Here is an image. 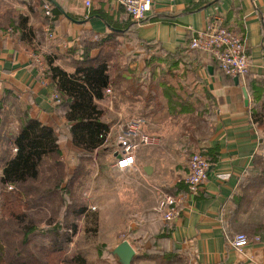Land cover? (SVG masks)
Returning a JSON list of instances; mask_svg holds the SVG:
<instances>
[{
	"label": "crops",
	"instance_id": "0c3cea01",
	"mask_svg": "<svg viewBox=\"0 0 264 264\" xmlns=\"http://www.w3.org/2000/svg\"><path fill=\"white\" fill-rule=\"evenodd\" d=\"M47 1L53 8L56 23L51 37L47 28L43 29L45 37L40 45L34 40L21 41L18 33L12 35L10 30H0V100L5 91H12L31 118L65 135V120L57 114L58 103L48 87L49 81L43 78L45 57H55V65L73 72L69 59L78 58L73 53L82 43H95L112 34L126 55L142 54L147 48H152L153 53L180 54L214 100L215 126L200 147L209 151V156L215 155L216 160L211 163L207 180L198 194L187 196L185 185L178 182L188 174V157L183 154L182 139L178 140L176 135L163 139L149 131L150 124L146 129L158 138L159 144L141 150L134 169L116 171L113 125L126 117L113 106L115 103L117 107L118 102L115 95L114 98L105 95L99 102L111 136L102 149L92 154L88 165L97 166L95 177L104 176L103 184L106 190H111L110 197L119 196L128 206V215L133 214L136 205L142 207L138 223H130L129 230L140 231L133 240L144 249L176 252L183 256L184 264H264V236L253 234L250 228V225H264V191L254 197L246 214L238 219L233 216L231 203L240 193L241 182L252 168L254 157L264 156V147L260 146L250 116L251 98L246 89L248 81L264 78V0H152L150 11L139 24L129 18L117 0ZM86 1H90L88 6ZM21 7V10L13 9L27 13ZM214 18L244 42L250 71L237 84L235 78L226 77L218 70L213 59L189 48L194 33L203 31ZM39 25L30 17L28 27L35 30ZM98 52L93 49L91 57H96ZM35 59L43 62V70ZM134 66L141 68V64ZM243 88L248 95V106L244 104ZM60 148L61 161L69 175L80 163L83 151L74 147L68 138L60 143ZM152 181L161 188L151 184ZM161 194L184 195L179 216L168 231L155 209ZM144 231L152 232L153 236L167 235L157 240L155 248H150L144 242ZM238 234H244L250 241L240 252L229 245Z\"/></svg>",
	"mask_w": 264,
	"mask_h": 264
},
{
	"label": "trees",
	"instance_id": "16d2710c",
	"mask_svg": "<svg viewBox=\"0 0 264 264\" xmlns=\"http://www.w3.org/2000/svg\"><path fill=\"white\" fill-rule=\"evenodd\" d=\"M13 1L24 6L27 13L13 8L0 11V30H10L12 35L18 33L21 41L34 40L40 45L45 37L43 29L51 32L55 26L53 8L47 0ZM44 5L49 6L48 15ZM30 17L40 24L35 30L28 27ZM121 48L113 34L95 43H82L73 53L78 58L69 59L73 72L55 65V57H45L43 78L59 100L56 111L65 120V135L31 118L12 91L4 92L0 100V264H91L81 254L68 258L65 252L70 242L67 231L75 234L77 230L69 215L78 219L86 211L76 204L73 185L92 154L104 147L103 137L109 130L99 105L106 89L120 96L129 92L127 99L132 103L145 102L152 124L158 125L166 117L186 118L180 133L185 154L196 149L210 163L215 162V155L209 156V151L200 147L215 126L214 100L196 71L180 54L153 53L147 48L142 54L126 55ZM93 49L99 50L94 58L90 54ZM141 63L143 68L132 67ZM146 70L147 78L143 77ZM188 77L191 80L187 81ZM246 89L251 98L250 116L264 147V78L248 81ZM162 99L165 105H159ZM9 117L16 129L13 135L3 133ZM66 138L83 151L71 175L61 161L60 143ZM5 142L15 153L1 147ZM263 191L264 156L257 155L241 182L240 193L231 202L233 216L238 219L246 214L254 197ZM250 228L253 234L264 236V225ZM133 239H128L135 251L131 264H184L183 256L176 252L142 249Z\"/></svg>",
	"mask_w": 264,
	"mask_h": 264
},
{
	"label": "built area",
	"instance_id": "2783aa9c",
	"mask_svg": "<svg viewBox=\"0 0 264 264\" xmlns=\"http://www.w3.org/2000/svg\"><path fill=\"white\" fill-rule=\"evenodd\" d=\"M126 14L135 23H141L151 9L152 0H117ZM90 1H86L88 6ZM46 14H49V6H43ZM51 37L52 33L49 32ZM190 50L197 51L215 61L218 70L226 77L244 79L249 75L250 62L246 54L243 40L224 27L218 18L210 21L203 31L194 33L190 44ZM40 70L44 69L43 62L35 59ZM106 95L114 98L110 89H106ZM54 100H59L54 95ZM148 121L142 117L123 121L118 119L113 129L115 131L114 141L117 145L115 163L113 167L118 172H126L135 168L137 154L146 148L159 144L156 136L145 131ZM111 136L110 129L104 135V146ZM211 163L207 156L199 151L193 152L188 158V174L178 181L185 185L186 194L189 197L196 196L207 180ZM11 188V187H10ZM184 195L161 194L156 211L161 215L165 227L170 229L171 224L179 216ZM249 239L244 234L236 235L229 241V245L237 251H242L249 244Z\"/></svg>",
	"mask_w": 264,
	"mask_h": 264
},
{
	"label": "rangeland",
	"instance_id": "374dc122",
	"mask_svg": "<svg viewBox=\"0 0 264 264\" xmlns=\"http://www.w3.org/2000/svg\"><path fill=\"white\" fill-rule=\"evenodd\" d=\"M13 7H16L19 10L22 8L21 5L12 0H0V9ZM141 66L142 68L144 67L142 63ZM145 72L146 73L143 74V77L145 76L147 78L148 72L147 70ZM164 78L166 79L167 77L164 76ZM189 79L191 80V78L188 77L187 81H189ZM168 81L173 84L175 83L173 79H169ZM147 83L148 82H146V84ZM129 94V92H126L121 96L118 92H114L113 94V96L115 95L118 100L116 104L117 107L115 106V103H113V106L117 108L119 112H122V114L124 113V116L128 118H125L126 120L124 119L123 121L142 117L148 121V124H150L151 130L149 131L151 133L159 135L163 139H166V137L170 138V136L173 137L175 135L176 137L178 136V140L180 139L182 126L187 121L186 118L166 117V119H162V122L158 124V129H155L154 126L156 125L152 124L147 115L149 114V109L146 107V103L143 101L137 103L130 102V100L127 99ZM159 105H165V100L162 99ZM11 121L12 120L9 117L8 121H6L7 123L4 127L3 133L8 135H13L16 133V129ZM145 131H147V129H145ZM205 141L206 139L202 141V143ZM1 147L3 149L8 148L11 154L15 153V149L11 148V146H8L6 142L3 143ZM115 149L118 150L117 145H115ZM196 151L197 150L194 149L189 155H186L185 153L183 154L189 158V156ZM110 153L113 155L114 150ZM176 155L177 157L180 156V152L176 153ZM89 167L90 166L88 163L84 166L81 173L82 175H80L81 177L79 176V179L74 183L72 188L76 204L85 207L86 211L83 216L78 219H76L73 215H69L68 220L74 221V223L77 224V230L75 234H72L71 230L67 231V233L70 235V242L66 244L65 253L68 258L77 254H81L91 264H121L118 258L113 255V250L119 242L126 241V238L128 237L131 239L135 238L136 235H138L140 231L131 232L129 229H131L132 226L129 225L130 223L132 225H136L138 223L137 221L142 207L133 204L134 206L136 205L135 209L133 208V214L128 215L129 209L127 204L123 203L119 196L110 197L111 190H106L107 187L103 184L104 176L102 175V179L95 177V169H97V166L90 167L91 170H89ZM75 169L73 171H76ZM97 179L101 180L102 182H97ZM151 184L161 188V186L155 181H152ZM10 189L11 188L9 187L8 190ZM60 221H62V218ZM149 232H142V235H144L145 238L144 242L145 244L149 245L150 248H155V246H157V238L159 235L153 236L152 232ZM153 239L156 240V242H153ZM34 241L40 240L34 239L33 242ZM142 249L144 248L142 247ZM133 264H138V262H134Z\"/></svg>",
	"mask_w": 264,
	"mask_h": 264
},
{
	"label": "water",
	"instance_id": "95a60500",
	"mask_svg": "<svg viewBox=\"0 0 264 264\" xmlns=\"http://www.w3.org/2000/svg\"><path fill=\"white\" fill-rule=\"evenodd\" d=\"M235 84L238 83V79L235 78ZM243 96H244V104L248 106L249 99L246 92V89H242ZM113 255H115L121 264H131V261L135 255L134 249L128 243V241H122L119 245H117L113 250Z\"/></svg>",
	"mask_w": 264,
	"mask_h": 264
}]
</instances>
